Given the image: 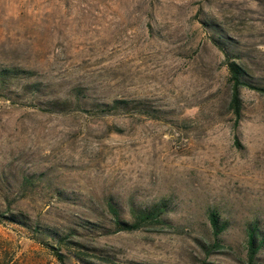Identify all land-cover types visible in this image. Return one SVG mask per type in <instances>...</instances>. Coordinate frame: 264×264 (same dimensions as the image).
<instances>
[{"label":"rangeland","instance_id":"1","mask_svg":"<svg viewBox=\"0 0 264 264\" xmlns=\"http://www.w3.org/2000/svg\"><path fill=\"white\" fill-rule=\"evenodd\" d=\"M226 58L264 88V0H0V264H264V90L236 118Z\"/></svg>","mask_w":264,"mask_h":264},{"label":"trees","instance_id":"2","mask_svg":"<svg viewBox=\"0 0 264 264\" xmlns=\"http://www.w3.org/2000/svg\"><path fill=\"white\" fill-rule=\"evenodd\" d=\"M226 69L229 76L230 81V99L229 103L232 109V113L236 118H238L240 114V102H239V95L238 91L239 88L242 86L255 88L258 90H264L263 87L258 86L254 83H252L247 77L246 72L241 64L236 62L233 59L226 58L225 60ZM24 70L21 68H17L14 66H1L0 67V78H9L18 75L19 73H23ZM117 103V101H114ZM106 206L107 209L112 217L113 223L115 227L119 229H131L139 226L142 222L147 221H153L155 219L159 220L160 215L163 212L164 208L162 204L160 203H153L148 207H131L130 212L132 219L131 220H125L121 218L119 214V210L117 208L116 202L112 199L106 200ZM207 218L212 230V233L216 235L218 232H220L224 224L219 221L218 215L215 210L209 209L207 211ZM9 219L12 221H17L20 223H23L21 218H19L17 215L11 216ZM85 223L87 221H84ZM257 231V225L255 222H250L247 224L245 229L246 234V249H247V256L248 259H251L254 255V253L257 251L258 247L260 246L263 238L257 237L256 234ZM45 232L48 234H51L52 236L56 237V240L63 239L61 235H59L55 230H51V228H46ZM48 247L51 249V252L53 255L57 258V260L64 264L63 262V254L57 249L58 247H55L52 244H47ZM78 257V256H77Z\"/></svg>","mask_w":264,"mask_h":264}]
</instances>
